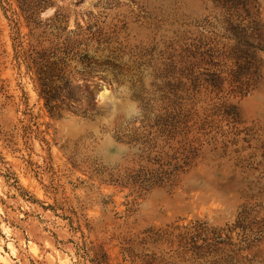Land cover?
Here are the masks:
<instances>
[{"label":"rangeland","instance_id":"1","mask_svg":"<svg viewBox=\"0 0 264 264\" xmlns=\"http://www.w3.org/2000/svg\"><path fill=\"white\" fill-rule=\"evenodd\" d=\"M0 264H264V0H0Z\"/></svg>","mask_w":264,"mask_h":264},{"label":"trees","instance_id":"2","mask_svg":"<svg viewBox=\"0 0 264 264\" xmlns=\"http://www.w3.org/2000/svg\"><path fill=\"white\" fill-rule=\"evenodd\" d=\"M52 102L50 97H47V105L50 107V109L52 108V105L50 104Z\"/></svg>","mask_w":264,"mask_h":264}]
</instances>
